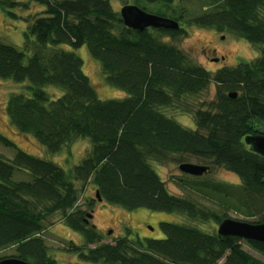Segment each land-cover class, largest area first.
Returning a JSON list of instances; mask_svg holds the SVG:
<instances>
[{
    "label": "trees",
    "instance_id": "1",
    "mask_svg": "<svg viewBox=\"0 0 264 264\" xmlns=\"http://www.w3.org/2000/svg\"><path fill=\"white\" fill-rule=\"evenodd\" d=\"M119 1L175 20L180 29H129L111 0H0L7 17L27 25L23 51L0 42V80L29 83L26 94L11 95L6 104L10 123L50 154L79 140L91 143L81 163L66 170L17 149L0 134V144L16 150L12 160L0 155V252L14 250L0 261L59 264L42 236L59 214L83 236L82 245L70 242L67 250L86 264H264L244 249L246 244L264 258V243L207 233L191 224L162 223L165 238L145 244L129 236L104 243L78 205L92 185L102 202L128 211L176 213L192 222L220 224L234 210L261 215L255 223H264V157L245 142L264 136V0H201L205 6L194 15L177 0ZM34 6L41 10L34 13ZM184 25L231 34L261 55L212 73L173 43L187 35ZM64 46H87L107 83L127 96L101 100L82 59ZM211 84L215 100L195 107L194 99ZM49 86L63 95L53 100L45 91ZM168 111L191 115L197 129L185 128ZM185 157L210 160L213 168L239 177L234 186L184 174L188 186L226 212L169 192L154 165H181ZM17 172L31 180H16ZM93 201L87 202L90 209Z\"/></svg>",
    "mask_w": 264,
    "mask_h": 264
},
{
    "label": "rangeland",
    "instance_id": "2",
    "mask_svg": "<svg viewBox=\"0 0 264 264\" xmlns=\"http://www.w3.org/2000/svg\"><path fill=\"white\" fill-rule=\"evenodd\" d=\"M20 1V0H17ZM25 0H21L23 2ZM182 1V2H181ZM182 3L181 6L185 8L187 13L194 15L202 12L201 0H177L176 4ZM114 10L117 12L125 5L119 0H111ZM33 12L38 13L41 7L34 6ZM21 16L27 15V12L17 11ZM188 31L186 36L180 37L173 43L187 53L191 59L198 65L204 67L206 70L215 73L218 70L226 67H235L242 62L253 61L260 57V50L251 45L249 42L234 38L228 33H218L211 29L199 28L196 26H185ZM27 25L21 20L10 19L7 17L2 6L0 5V42L7 45L14 46L20 50L25 49L24 33ZM166 40H170L166 38ZM68 51H73L83 61V71L89 77L91 84L97 90V94L101 100H121L127 94L121 89L111 87L106 77L102 72L100 63L95 60L88 47L84 46L80 49L73 50L69 47H62ZM30 56V55H29ZM214 56L219 59L217 63H212L208 57ZM224 58V60H221ZM28 82L13 83V81L0 80V134L14 143L17 149L47 161L54 162L64 169H68L72 165H79L91 148V143L88 140H79L69 147H66L60 154H50L33 136L25 135L12 126L6 112V104L11 95L24 93L26 94V86ZM46 93L53 100H57L63 95V90L56 89V87H46ZM216 98V85L211 84L209 88L202 93L198 98L194 99L195 107L206 106ZM176 120L185 128L196 130L194 118L191 115H181L175 111H168ZM16 150L7 148L0 144V155L6 160H12ZM183 163H191L197 165H205L211 167L210 174L201 178L202 180H209L221 182L228 185L240 184L239 177L223 168H213L210 160L198 159L195 157H185ZM179 163H172L166 166L154 165L156 171L161 176L167 185V189L172 195L185 197L196 202L200 206L212 208V210L221 213L226 212L220 210L221 206L218 202H213V199L188 186V178L179 169ZM16 180L29 181L31 177L26 172H17ZM186 181V182H185ZM80 188L81 185H78ZM96 196L95 188L89 185L84 192L81 193V198L78 202L80 208L87 212L91 218L87 217L90 224L104 238V243H112L115 239L129 236L134 242L146 243L148 239H164L165 235L161 229L162 223H173L178 225L196 226L200 230L207 233H217L218 226L213 220L206 223L192 222L186 216L176 213L153 212L147 209H139L135 211H128L123 208L109 205L106 202H100ZM88 200L93 201V208L87 206ZM222 210V209H221ZM227 215L232 220L244 221L248 223H255L259 220L261 215L249 217L245 212L230 210ZM59 214L51 219L49 229L43 233L42 236L46 239L47 245L50 249V255L57 260L59 264H86L77 254L69 252L67 247L70 242H75L77 245L84 243V238L80 233H77L68 228L63 222ZM244 249L253 256L264 260V258L256 253L251 247L244 244ZM13 249H6L0 252V257H9L13 255Z\"/></svg>",
    "mask_w": 264,
    "mask_h": 264
},
{
    "label": "water",
    "instance_id": "3",
    "mask_svg": "<svg viewBox=\"0 0 264 264\" xmlns=\"http://www.w3.org/2000/svg\"><path fill=\"white\" fill-rule=\"evenodd\" d=\"M120 15L127 28L144 32L148 29H165V30H179L180 23L155 14H148L137 6L128 5L120 10ZM232 98H236L237 94H230ZM246 144L251 150L264 157V136H251L246 138ZM180 171L192 177H204L211 173V168L205 165H197L191 163H183L179 166ZM99 201L102 199L99 193L97 196ZM1 200V199H0ZM91 218V216H89ZM217 233L220 236H231L244 239L247 241H256L264 243V223H248L244 221H237L235 219L227 218L218 226ZM0 264H33L17 258H6L0 261Z\"/></svg>",
    "mask_w": 264,
    "mask_h": 264
},
{
    "label": "flooded vegetation",
    "instance_id": "4",
    "mask_svg": "<svg viewBox=\"0 0 264 264\" xmlns=\"http://www.w3.org/2000/svg\"><path fill=\"white\" fill-rule=\"evenodd\" d=\"M208 60L212 63H217L219 61V59L217 57H214V56L208 57ZM221 60H224V58H221Z\"/></svg>",
    "mask_w": 264,
    "mask_h": 264
}]
</instances>
